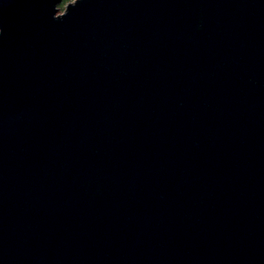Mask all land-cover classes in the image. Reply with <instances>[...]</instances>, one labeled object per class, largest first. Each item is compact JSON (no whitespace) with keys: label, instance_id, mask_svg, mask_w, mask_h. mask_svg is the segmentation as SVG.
Wrapping results in <instances>:
<instances>
[{"label":"water","instance_id":"obj_1","mask_svg":"<svg viewBox=\"0 0 264 264\" xmlns=\"http://www.w3.org/2000/svg\"><path fill=\"white\" fill-rule=\"evenodd\" d=\"M0 0V264H264V0Z\"/></svg>","mask_w":264,"mask_h":264},{"label":"trees","instance_id":"obj_2","mask_svg":"<svg viewBox=\"0 0 264 264\" xmlns=\"http://www.w3.org/2000/svg\"><path fill=\"white\" fill-rule=\"evenodd\" d=\"M73 0H62L59 4H58V8H59V11H62L66 8V5L71 2Z\"/></svg>","mask_w":264,"mask_h":264},{"label":"rangeland","instance_id":"obj_3","mask_svg":"<svg viewBox=\"0 0 264 264\" xmlns=\"http://www.w3.org/2000/svg\"><path fill=\"white\" fill-rule=\"evenodd\" d=\"M74 1V0H73ZM73 1H71V2H73ZM70 3V2H69ZM62 11H64V10H62ZM62 11H60V12H62Z\"/></svg>","mask_w":264,"mask_h":264}]
</instances>
